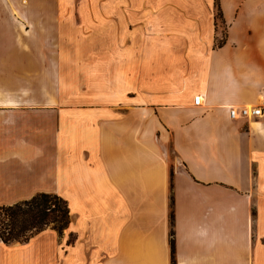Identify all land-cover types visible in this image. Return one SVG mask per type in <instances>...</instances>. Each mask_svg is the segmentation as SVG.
I'll return each instance as SVG.
<instances>
[{
  "label": "crops",
  "instance_id": "0c3cea01",
  "mask_svg": "<svg viewBox=\"0 0 264 264\" xmlns=\"http://www.w3.org/2000/svg\"><path fill=\"white\" fill-rule=\"evenodd\" d=\"M263 96L264 0H0V206L70 219L0 264H264Z\"/></svg>",
  "mask_w": 264,
  "mask_h": 264
},
{
  "label": "trees",
  "instance_id": "16d2710c",
  "mask_svg": "<svg viewBox=\"0 0 264 264\" xmlns=\"http://www.w3.org/2000/svg\"><path fill=\"white\" fill-rule=\"evenodd\" d=\"M69 221L64 199L53 193H39L31 199L0 206V240L5 244L23 243L49 226L61 233Z\"/></svg>",
  "mask_w": 264,
  "mask_h": 264
},
{
  "label": "built area",
  "instance_id": "2783aa9c",
  "mask_svg": "<svg viewBox=\"0 0 264 264\" xmlns=\"http://www.w3.org/2000/svg\"><path fill=\"white\" fill-rule=\"evenodd\" d=\"M200 100V95L194 96L195 104H198ZM229 116L231 118L244 117L248 119L264 117V96L256 104H248L241 107H229Z\"/></svg>",
  "mask_w": 264,
  "mask_h": 264
},
{
  "label": "rangeland",
  "instance_id": "374dc122",
  "mask_svg": "<svg viewBox=\"0 0 264 264\" xmlns=\"http://www.w3.org/2000/svg\"><path fill=\"white\" fill-rule=\"evenodd\" d=\"M49 227H51V226H49Z\"/></svg>",
  "mask_w": 264,
  "mask_h": 264
}]
</instances>
